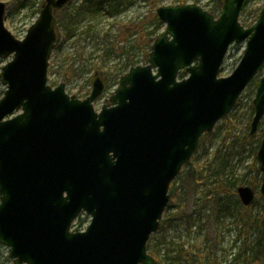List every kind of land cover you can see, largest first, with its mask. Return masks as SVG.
Wrapping results in <instances>:
<instances>
[{
    "label": "water",
    "instance_id": "obj_1",
    "mask_svg": "<svg viewBox=\"0 0 264 264\" xmlns=\"http://www.w3.org/2000/svg\"><path fill=\"white\" fill-rule=\"evenodd\" d=\"M69 1L44 0L22 39L6 28L0 1V58L11 56L0 69V244L14 264H155L146 245L170 183L264 69V6L249 27L239 22L247 0H222L216 18L195 3L157 7L165 29L147 64L131 66L96 112L101 78L84 100L47 83L55 10ZM241 42L238 65L219 76L228 48ZM252 104L250 135L264 117V73ZM256 159L264 197V135ZM237 193L253 204L250 186ZM81 212L88 226L71 231Z\"/></svg>",
    "mask_w": 264,
    "mask_h": 264
},
{
    "label": "rangeland",
    "instance_id": "obj_2",
    "mask_svg": "<svg viewBox=\"0 0 264 264\" xmlns=\"http://www.w3.org/2000/svg\"><path fill=\"white\" fill-rule=\"evenodd\" d=\"M0 1L5 3L6 28L20 39L38 17L44 0ZM219 1L71 0L66 8L57 13V41L49 58L47 82L51 86L64 83L68 94L85 97L90 93L92 81L97 77L101 78L104 84L103 92L94 103L95 108L99 109L113 94L121 75L131 66L147 63L151 40L157 38L165 29V25L160 21L157 24V7L195 3L217 15L220 11ZM263 6L264 0H247L240 13L239 22L244 27L252 25ZM244 48L245 42L229 47L219 76H228L233 72L244 53ZM10 59L11 56L0 58V69ZM263 73L264 69L247 84L227 115V120L220 119L211 132L200 138V145L191 157L189 166L184 165L170 184L169 194L171 192L173 195L170 194L169 204L162 219L168 215L186 212L192 213L195 223L190 232H184L183 229L177 232L172 228L166 230V243L155 246L153 255L160 259V264H172L169 257L175 255L181 245L184 248L195 245L198 247L201 261L208 258L215 264H241L244 250L246 249L245 255L252 254L251 249H254L258 237L264 245V222L259 229L251 226L247 231L238 223L237 202H240V199L236 192L239 186L248 185L257 193L256 190H259L260 186V183L255 184L253 176L259 165L256 152L263 135L262 130L264 131L263 118L253 136L249 135V124L254 113L252 100L256 83ZM4 89L0 82V97ZM219 150L220 153H231L226 174L220 179L228 185V192L219 195V198L226 200V203L233 207L227 215L216 219L215 212L211 210V202L207 200L211 195L204 196L208 189L204 186L196 189L190 173L196 166L208 164L213 154ZM256 174L260 178V172ZM251 181L254 184H251ZM177 203L180 205L179 210L174 206ZM263 206L264 197H261L251 206V214L258 217ZM199 208L200 211H197ZM89 221L90 217L83 213L74 221L73 229H84ZM162 232L156 231L151 235L152 244ZM233 254L240 256L234 261ZM260 258L259 264H264V248ZM185 263V260L180 258L177 264ZM0 264H14L9 255V248L2 244Z\"/></svg>",
    "mask_w": 264,
    "mask_h": 264
},
{
    "label": "trees",
    "instance_id": "obj_3",
    "mask_svg": "<svg viewBox=\"0 0 264 264\" xmlns=\"http://www.w3.org/2000/svg\"><path fill=\"white\" fill-rule=\"evenodd\" d=\"M86 2L88 0H85ZM222 6V0L219 1V5H218V9L220 10ZM57 16V15H56ZM160 22L157 21V24H159ZM154 40V39H153ZM153 40H151V42H153ZM180 77L184 76V73L181 72L179 73ZM228 116L224 117V120H227ZM263 132V130H262ZM205 135V134H204ZM202 135V136H204ZM247 137V136H246ZM200 140V139H199ZM200 144H198L199 147ZM259 146V145H258ZM258 148V147H257ZM230 156L231 153H220L219 151H216L213 154V157L211 159V161L208 162V164L203 165L202 167H198L196 166V168L191 171V179L193 181V183L195 184V188L199 189L201 186H204L205 189H208V191L205 193V197H207L208 195H211L209 202H211V210L212 212H215L216 214V219L220 218L221 216H225L227 215L231 209V205L226 203V200H221V198H219V195L221 194H225L228 192V185L224 184V182L220 179L224 178L225 174H226V170L229 166V161H230ZM190 161H188L185 165L189 166ZM258 168L256 169V173L258 172ZM255 173V175L253 176V180L255 181V184H259L261 183V177L262 174L260 176V178L257 177V174ZM212 183V184H211ZM251 184H254L252 181L250 182ZM211 184V185H210ZM173 185V184H172ZM172 191V190H171ZM258 191V190H256ZM171 194V192H170ZM169 194V197H170ZM256 197H255V201L260 200L261 196L260 194L257 192L256 193ZM173 195V194H171ZM254 201V203H255ZM253 203V204H254ZM237 204L239 205V218H238V223H241V226H243V229L245 231H247L249 228H251V226H254L256 229H259L260 226L263 225V220H264V206L261 208V212L258 213V217H255L251 214V206L253 205H249V206H245L242 203H240L239 201L237 202ZM178 208L179 210V203H177V205H174ZM201 208V207H200ZM199 210L197 211H200ZM201 210H203L201 208ZM204 212V211H203ZM202 214V213H200ZM195 223V220L192 218V213H186V212H181L179 215H168L165 218L161 219L159 222V228L157 231H163L162 235H160L157 240L155 241L154 244L151 243L153 237L151 236L150 239L147 242V251L153 256L154 251H155V246L159 247V245H163L166 243V230L167 229H174V231L180 232L179 229H183L184 232H190L193 225ZM261 235V234H260ZM152 248V251H151ZM264 248L263 243L261 244V240L258 237L254 249H251V253L250 255H245L246 254V249L244 250V254H243V260L241 262V264H259L260 263V256L262 254V250ZM158 251V249H156ZM198 247H196L195 245H190V247L188 248H184L183 245L180 246V249L178 250V252L169 257L170 262L172 264H177L179 259L182 258L185 260V264H215L213 261L209 260L208 258L205 259L204 261H201V255L198 252ZM240 254H233V258L234 261L237 260L239 258ZM155 258V264H160V259H158L157 256H153Z\"/></svg>",
    "mask_w": 264,
    "mask_h": 264
},
{
    "label": "flooded vegetation",
    "instance_id": "obj_4",
    "mask_svg": "<svg viewBox=\"0 0 264 264\" xmlns=\"http://www.w3.org/2000/svg\"><path fill=\"white\" fill-rule=\"evenodd\" d=\"M71 1V0H70ZM70 1L68 2V3H66L63 7H61V8H58V9H56L55 10V16L57 15V13L58 12H60L61 10H63L64 8H66V6H68V4L70 3ZM56 20H57V16H56ZM70 95H73V96H75L78 100H84L87 96H85V97H79V96H77V95H74V94H70ZM98 99L99 98H97V99H95L94 101H93V103H95L96 101H98ZM107 102H108V99H107V101L106 102H104L102 105H105V104H107ZM251 122V121H250ZM260 123H261V121H260ZM260 123H259V125H260ZM259 125H258V127H259ZM263 126H264V117H263ZM258 127H257V130H258ZM257 130H256V132H257ZM255 132V133H256ZM254 133V134H255ZM253 134V135H254ZM249 135H250V124H249ZM253 135H250V136H253ZM263 135H264V131H263ZM263 135H262V137H263ZM261 140H262V138H261ZM261 142V141H260ZM238 189V188H237ZM236 192H237V190H236ZM237 195H238V193H237ZM239 197V196H238ZM240 199V198H239ZM241 202V201H240Z\"/></svg>",
    "mask_w": 264,
    "mask_h": 264
}]
</instances>
